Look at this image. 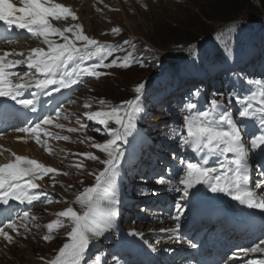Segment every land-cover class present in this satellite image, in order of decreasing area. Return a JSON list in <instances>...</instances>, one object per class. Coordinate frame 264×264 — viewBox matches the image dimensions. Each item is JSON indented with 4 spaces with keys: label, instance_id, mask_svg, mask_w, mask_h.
<instances>
[{
    "label": "snow or ice",
    "instance_id": "snow-or-ice-1",
    "mask_svg": "<svg viewBox=\"0 0 264 264\" xmlns=\"http://www.w3.org/2000/svg\"><path fill=\"white\" fill-rule=\"evenodd\" d=\"M68 17L72 20L77 19L76 13L70 7L53 3L52 0H20L19 6L13 0H0V23L5 26L6 33L10 34L14 29L24 30L31 37L42 39V43L47 46V48L32 47L23 59H8V57L9 55L24 57V52L5 51L0 55V97H8L23 108L36 112L37 94L51 97L53 94L61 93L62 90L81 84L85 77L99 78L106 75L107 73L98 71L101 67L128 68L136 62L133 52L129 51L126 56L116 57L110 63H105L114 52H123L125 49L101 44L86 35L80 24L59 28L52 23V20H66ZM112 32L119 34L120 29L113 28ZM53 37H59L63 42H57ZM123 43L127 44L128 41L125 40ZM131 47L134 51L135 45ZM21 65L26 66L28 71L23 76H18L12 69ZM13 76H17L16 81L12 79ZM246 83L251 85L253 82ZM255 84L257 86L255 90L249 89L243 95L233 90L219 93L221 99L212 98L203 106L192 102L191 99L183 106L182 110L187 114L178 119L177 128L172 129V132L181 141V146L189 147L199 160L188 159L182 155L179 157V171L176 173L175 181L167 179L166 176L157 179L159 185H171L175 182L179 187L180 200L175 203L176 215L172 217L177 230L185 214L184 204L180 201L188 202L195 197L199 192L198 185L206 186L212 193L226 194L248 208L264 210V194H261L264 193V183L256 185L259 192L254 191L250 186L253 158L256 159L257 167L264 168V80H256ZM145 87V83L141 82L134 86V98L121 101L116 106L83 114L87 120L103 126L97 127L95 131L97 133L103 131L109 138L97 143L92 137H86L87 140L92 141L93 148L106 154L105 159L101 160L92 152L77 155L91 161H99L104 167L98 173H92L95 184L85 188L73 201L84 209L82 213L69 206L56 213L57 218L45 225L49 233L43 237L45 241L53 239L51 233L54 230L70 227V231L66 233L68 241L58 249L57 255L48 264H87L86 257L90 245L99 242L100 238L105 237L115 228L121 204L116 178L120 174L126 156L124 145L128 144V137L136 128L137 113L144 111L142 101ZM33 88L36 92L31 93L32 98H24L25 90ZM198 94L199 89L192 95ZM225 97L229 105L235 102L240 123L234 118L232 111L225 108ZM99 103L105 105L106 102L100 100ZM85 107L91 108V104H85ZM60 117L61 110L57 108L55 118L46 115L34 126L16 130L28 133L35 138L36 143L45 144L46 150L51 152V147L41 140L42 134L51 135L59 140L70 139L67 135L50 133L44 127L53 125L56 128H64L63 124L56 122ZM110 122H113L115 127H109ZM247 122L257 123L256 134L247 132ZM86 127L81 124L79 129L69 128L68 131L76 132ZM12 155L15 159L0 164V204L9 205L11 200H15L20 204L33 205L34 202L41 201L45 194L34 191L40 187L36 180L42 179L49 173L57 174L59 170L45 166L27 156L16 153ZM173 155L175 157V153ZM210 161L214 166H209ZM75 167L82 168V162L76 163ZM261 175H264V171ZM145 194L148 193H141V195ZM151 194L156 195L157 190L153 189ZM11 212V206L0 208V215L5 217L10 216ZM18 219L19 227L15 220L0 226V237H3L7 244H12L14 237L5 228L17 234L20 228L27 232L29 231L27 221L29 219L35 221L37 218L30 216L29 211H24ZM130 234L140 235L143 238L142 233L133 231ZM188 244L192 248L197 247L191 241H188ZM243 253L264 254V239L252 247L244 248ZM237 255L239 253H233L232 259ZM96 259L98 261L99 257ZM248 264H264V258L253 259Z\"/></svg>",
    "mask_w": 264,
    "mask_h": 264
},
{
    "label": "rangeland",
    "instance_id": "rangeland-1",
    "mask_svg": "<svg viewBox=\"0 0 264 264\" xmlns=\"http://www.w3.org/2000/svg\"><path fill=\"white\" fill-rule=\"evenodd\" d=\"M261 1L264 2V0H147L145 2L147 5L144 6L128 4L120 12L113 13L105 18L102 17L103 15H101L98 20L94 17L92 19L94 21L97 20L94 24L90 17L92 10L89 3H84V5L79 6L76 10L77 13L78 11L81 13V15L79 14L77 16V19L84 21L88 28L93 25L91 28L94 33L93 35L99 36L102 29V32H104L105 30H109V26L116 24L114 28L120 29L119 34H114L112 28L110 32L105 33L106 35L101 37H107L109 40L114 41L121 40L119 47L125 49V51L115 52L119 54L120 57L126 56L129 51L133 52V57L137 56L138 53H134V51L141 47V42L159 47L164 51L163 56H169L174 53L178 54L175 52V46L178 44L185 45L188 36L200 34L199 38L207 37L211 31L222 23L220 17L223 16L225 12L227 16H232L230 20L258 17L264 11ZM68 2H72V0H68ZM204 12L212 17L210 19H204L203 15H206ZM67 19L74 25L80 24L72 20L71 17ZM243 35L244 32L241 29L235 35L234 39L242 38ZM124 40L129 42L124 44ZM132 45H135L134 51L131 47ZM181 51L182 50L179 52ZM173 56L176 57L177 55ZM145 58L146 56H144V59ZM253 68V65H248L243 69L249 73V70ZM255 69H257V67ZM150 73V66L145 65V63L142 68H138V66L128 68L116 67L103 79L96 83L89 84V86L94 88L92 97L97 100L95 107H97V110H101L108 106H116L118 101L127 99L131 96V91L134 88L133 85L142 82ZM100 100H104L106 102L105 105H101L99 103ZM85 112L86 110L84 111V107L74 105L73 111L69 113L74 115L65 123L62 134H59L60 136L67 135L70 139L65 141L56 139L55 137L52 138L53 154L52 156L44 158L45 166L54 167L59 170V173H51L48 176L49 185L51 184L55 187L57 189L55 191L60 192L65 198L68 196H73V198H75V195H78L85 188L91 186L95 182V177L92 173H98L103 170L104 167L99 161H91L83 156L77 155L79 153L92 152L94 155L99 156L101 160L106 158V154L103 155L100 150L93 148L91 146L92 141L86 139V137H92L97 143L106 140L105 137H102V135L95 131L96 128L93 122L84 117L83 114ZM77 120H79V123H77ZM81 124L87 127L84 130H78L76 132L68 131L69 128L79 129ZM62 162H64L66 166H64ZM81 162L83 167L77 169L75 164ZM64 173H67V175ZM64 197L63 199L57 197L60 203L56 202L40 206V210L34 215L37 218L36 224L39 225V227H36V229L31 227L27 232L20 228L19 231H23V233L15 236L13 235V243H18L19 245L7 244L2 238L3 241L0 242V247H2L3 250L0 251L1 264H29L27 262L30 260L29 257H31L32 254L39 259H44L46 257L50 259L55 258L58 249L68 241L66 235L68 227L54 231L53 233L56 234V238L48 241H45L43 237L49 235V233L43 230L46 228L45 225L48 222L52 221L53 218H57L55 215L56 211H61L71 206V202ZM65 203L68 205L67 207ZM40 214H45L47 217L40 220L38 219ZM65 223L67 224L66 221ZM123 227L130 231L136 228H129L124 225ZM146 229H148V227H146ZM14 248L18 249L16 256H21L23 258L22 260L16 261L15 256L9 254L8 250ZM20 261L23 262L21 263Z\"/></svg>",
    "mask_w": 264,
    "mask_h": 264
},
{
    "label": "bare ground",
    "instance_id": "bare-ground-1",
    "mask_svg": "<svg viewBox=\"0 0 264 264\" xmlns=\"http://www.w3.org/2000/svg\"><path fill=\"white\" fill-rule=\"evenodd\" d=\"M13 2L14 3H16L18 6H19V4L20 3H18V1L17 0H13ZM69 3V2H68ZM70 3H72V2H70ZM75 5V9H77V8H79V6H81L80 4H78V3H75L74 4ZM68 20V19H67ZM70 21V20H69ZM9 146H10V153L8 154L7 152H4L3 154H2V156L0 155V163L2 162V163H5L6 161V159H11L12 157L13 158H15L13 155H12V153H16L17 155H30V156H32V157H36V154L35 153H37V151H41V150H39L35 145H33V144H30L29 142H27V143H16V142H14V141H12V140H10V142H9ZM28 153V154H27ZM29 156V157H30ZM82 157V156H81ZM51 166V165H50ZM134 202V201H133ZM128 215V214H127ZM117 219V218H116ZM117 222H116V226H115V228L114 229H117V227H118V234H119V231L120 230H123V229H125L124 227H123V225L122 224H118V220H116ZM138 227H140V225H137ZM114 229H112V230H114ZM112 230H110V231H112ZM124 231V234L125 233H131V232H133V231H135V232H137V233H142V235L143 234H148L149 232L151 233V230L149 231V228L148 229H146V230H143V231H141V230H139L137 227L135 228V230H123ZM12 232V231H11ZM109 234V232L106 234V235H108ZM24 235V234H23ZM15 236V235H14ZM16 239V238H15ZM2 241H3V239H2ZM102 238H100L99 239V242H95V245L96 246H101L102 245ZM141 241V238L140 237H138V242H140ZM36 246V245H35ZM17 247V246H16ZM29 247V246H28ZM36 248V247H35ZM15 249V248H14ZM14 249H11V250H8L9 251V254H11V255H13V256H15V258H16V261L17 260H22L23 258L20 256V257H17L16 256V253L18 252V249L16 248L15 249V252H14ZM41 249V248H40ZM48 249V248H47ZM35 250V249H34ZM24 251V250H23ZM37 252V251H36ZM35 252V253H36ZM50 252H51V250H50ZM28 253V252H27ZM32 253V252H31ZM38 253V252H37ZM22 254V253H21ZM49 254V253H48ZM45 257V256H44ZM51 257V256H50ZM30 258V260L27 262V263H29V264H48V262H49V260H50V258L49 257H46V258H44V259H39V258H37L35 255H33L32 254V256L31 257H29ZM1 261V260H0ZM12 261V260H11ZM9 262V261H8ZM21 262V261H20ZM23 262V261H22ZM21 262V263H22Z\"/></svg>",
    "mask_w": 264,
    "mask_h": 264
},
{
    "label": "trees",
    "instance_id": "trees-1",
    "mask_svg": "<svg viewBox=\"0 0 264 264\" xmlns=\"http://www.w3.org/2000/svg\"><path fill=\"white\" fill-rule=\"evenodd\" d=\"M248 1H249V0H248ZM261 5H262L263 8H264V2H263V1H261ZM263 10H264V9H263ZM204 14H206V13L204 12ZM226 14H227V13L225 12V13L223 14V16L220 17L221 22H226V21L232 19V16H230V15L227 16ZM203 17H204V19H210L212 16L206 14V15H203ZM252 18H254V17H252ZM203 33H204V31H203ZM199 35H200V34H198V35H195V34H194V35H190V36L187 37V40H188V41L197 40V39L199 38Z\"/></svg>",
    "mask_w": 264,
    "mask_h": 264
}]
</instances>
